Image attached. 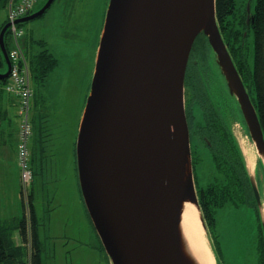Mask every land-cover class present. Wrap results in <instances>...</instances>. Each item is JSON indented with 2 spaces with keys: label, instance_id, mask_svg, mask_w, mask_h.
I'll list each match as a JSON object with an SVG mask.
<instances>
[{
  "label": "water",
  "instance_id": "95a60500",
  "mask_svg": "<svg viewBox=\"0 0 264 264\" xmlns=\"http://www.w3.org/2000/svg\"><path fill=\"white\" fill-rule=\"evenodd\" d=\"M54 1L46 0L13 24L42 17ZM215 3L108 0L75 158L80 194L109 264H217L198 203L184 106L194 45L201 49L199 65L209 68L218 92L237 111L234 124L243 127L254 146V163L264 176V134L223 41ZM10 26L7 22L0 29L5 66L0 81L11 70L4 44ZM243 159L264 242L263 197L254 166L250 169ZM187 203L197 212L210 260L192 248L184 233Z\"/></svg>",
  "mask_w": 264,
  "mask_h": 264
},
{
  "label": "rangeland",
  "instance_id": "374dc122",
  "mask_svg": "<svg viewBox=\"0 0 264 264\" xmlns=\"http://www.w3.org/2000/svg\"><path fill=\"white\" fill-rule=\"evenodd\" d=\"M43 1L39 0L34 9ZM107 3L108 0H55L42 17L19 27L22 35L18 43L27 63L31 56L44 49L57 61L43 86H39L29 73V83L34 92L31 120L33 124H38V113H41L54 126L44 139L42 169L38 166L39 156L33 154L34 144L30 148L29 166L33 180L24 201L27 204L29 195L34 192L33 204L38 215V234L43 247L42 264H109L80 194L75 158L78 125L89 91ZM254 5L255 0H234L236 18L241 20L247 9L249 13L253 12ZM4 16L6 20V8L0 10V27ZM240 20L232 19V25L235 30L242 29L244 33ZM6 41L8 48H11L13 40L9 34ZM245 42L251 51V31L245 37ZM4 71L5 66L0 68V73ZM18 109L17 99L6 93L0 85V131L8 136V141L2 146L13 152L16 148L17 158ZM231 131L236 140L237 137L244 139L249 152L255 154V159V148L246 137L243 127L233 123ZM11 139H16L14 147ZM191 146L199 159L195 169L196 184L198 188H205L215 174L211 153L202 141L195 140ZM257 167L254 163L258 189L263 197L264 176L261 168ZM18 203L20 219L21 201ZM15 235L19 238L17 233ZM213 236L217 264H257L258 233L253 207H235L228 203L217 210Z\"/></svg>",
  "mask_w": 264,
  "mask_h": 264
},
{
  "label": "trees",
  "instance_id": "16d2710c",
  "mask_svg": "<svg viewBox=\"0 0 264 264\" xmlns=\"http://www.w3.org/2000/svg\"><path fill=\"white\" fill-rule=\"evenodd\" d=\"M45 1L41 2L37 8H33L31 12L40 8ZM7 2L8 0H0V10L6 8ZM215 5L216 19L223 41L251 98L264 134V0H255L248 25L243 20L246 13L241 20L236 18L234 0H216ZM232 19L240 20L241 25L244 27V33H242V29L236 28L235 30L233 28ZM5 23H7L6 20L2 26ZM20 25L16 26L19 28ZM249 31L253 34L251 51H249L245 42V37ZM8 34L9 31L6 32L4 37L7 54L13 48H8L6 41ZM19 48L21 50L20 45ZM22 55L24 56L23 52ZM56 62L46 49L29 58V73L36 79L39 86H43L47 75L55 68ZM2 67L3 64L0 63V68ZM188 71L189 73L191 72L190 69ZM193 79V83L195 81L196 85L199 86L198 89L202 90V77L196 74ZM5 82L6 80L0 81L2 89ZM33 96L34 92L32 98ZM218 99L220 98L218 97ZM225 101V104L222 103L218 108V123L217 120H208L206 122L207 125H205V127L207 126L205 130L207 132L206 138L210 143L208 149L211 153L215 170L213 180L205 188L197 187L195 169L199 159L191 148L193 176L198 203L212 243L217 210L228 203L235 207L244 205L253 207L256 211L258 233L257 264H264V242L258 210L249 184L243 156L231 132V124L238 122L239 117L233 106L227 103L226 98ZM32 104L31 100V106ZM22 209V216L16 223L0 221V264H42L43 247L39 239L38 220L34 213L32 194L29 195L27 204L24 203L22 196ZM12 232H18L21 244L15 245L12 239Z\"/></svg>",
  "mask_w": 264,
  "mask_h": 264
},
{
  "label": "built area",
  "instance_id": "2783aa9c",
  "mask_svg": "<svg viewBox=\"0 0 264 264\" xmlns=\"http://www.w3.org/2000/svg\"><path fill=\"white\" fill-rule=\"evenodd\" d=\"M38 0H9L6 4V21L11 23L9 28V36L13 40V45L8 53V58L11 65V70L3 90L10 96L17 99L19 109L17 115L19 116V131L17 134L18 141V164L21 169L20 183H21V197L24 201L26 193L29 190L30 184L33 180V173L29 166L30 151L29 141L33 132V125L30 116L32 88L29 83V68L25 57L19 48L18 38L22 31L13 22L21 17L28 15L34 8ZM26 202V201H25Z\"/></svg>",
  "mask_w": 264,
  "mask_h": 264
},
{
  "label": "flooded vegetation",
  "instance_id": "af4514ba",
  "mask_svg": "<svg viewBox=\"0 0 264 264\" xmlns=\"http://www.w3.org/2000/svg\"><path fill=\"white\" fill-rule=\"evenodd\" d=\"M245 13V24L248 25L251 12L245 11ZM201 54L200 47L194 45L189 55L184 79V106L190 134V148H192L191 145L195 140L202 141L207 148L210 147L206 138V122L217 120L218 123V108L226 102L225 97L218 92V81L215 80L209 68L205 64L199 65ZM189 69L191 70L190 73ZM196 74H199L203 79L202 90L198 89L199 86L196 85L195 81L193 83Z\"/></svg>",
  "mask_w": 264,
  "mask_h": 264
},
{
  "label": "crops",
  "instance_id": "0c3cea01",
  "mask_svg": "<svg viewBox=\"0 0 264 264\" xmlns=\"http://www.w3.org/2000/svg\"><path fill=\"white\" fill-rule=\"evenodd\" d=\"M5 21V16H4ZM3 21V22H4ZM2 22V23H3ZM1 23V25H2ZM33 106V104H32ZM39 115V122L38 124H33V132L30 138L29 147H33L34 150L33 154L39 156L40 163L38 166L42 169V156L45 155L44 147V139L49 136L48 131L54 128L52 124L48 123L46 117H42L41 113ZM18 125V123H17ZM17 128V127H16ZM5 134V133H4ZM2 138L4 141H2ZM11 144L13 147L15 146V140L11 139ZM8 141V136L3 135L0 131V221L1 222H13L16 223L18 221V213H19V203L21 201V216L23 213L22 209V197H21V190H20V168L17 162L16 156V148L13 151H9L7 148H3L2 144ZM17 145V141H16ZM31 152V149H30ZM9 189V190H8ZM34 192H32V203H33ZM34 207V213L38 220V215L36 213V208ZM15 233L13 232V237L15 238V245L21 244L20 237H16ZM19 236V235H18Z\"/></svg>",
  "mask_w": 264,
  "mask_h": 264
},
{
  "label": "bare ground",
  "instance_id": "6f19581e",
  "mask_svg": "<svg viewBox=\"0 0 264 264\" xmlns=\"http://www.w3.org/2000/svg\"><path fill=\"white\" fill-rule=\"evenodd\" d=\"M237 141L239 143L241 152L246 160V163L248 164L250 169H253L255 154L253 155L252 153L249 152V148H247L246 146L247 144L245 143L244 139L237 137ZM262 203L264 209V200L262 201ZM196 213L197 212L194 210V206L190 203H187L183 212V220H182L184 233L192 248L197 253H200V255H202L204 258L210 260V255H209L210 252L209 250L206 249V245H205L206 239L200 227L198 218L195 215Z\"/></svg>",
  "mask_w": 264,
  "mask_h": 264
}]
</instances>
